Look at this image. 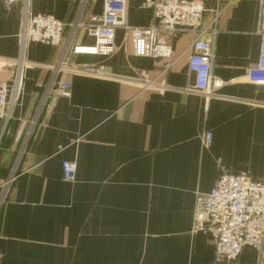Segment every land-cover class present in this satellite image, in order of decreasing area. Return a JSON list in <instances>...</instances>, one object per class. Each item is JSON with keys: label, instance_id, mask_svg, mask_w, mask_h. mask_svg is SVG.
Returning <instances> with one entry per match:
<instances>
[{"label": "crops", "instance_id": "crops-1", "mask_svg": "<svg viewBox=\"0 0 264 264\" xmlns=\"http://www.w3.org/2000/svg\"><path fill=\"white\" fill-rule=\"evenodd\" d=\"M259 1L229 0L214 35L217 4H204L200 39L213 44L210 97L191 90L189 32L163 36L172 55L152 59L135 57L129 34L118 28L111 55L70 60L113 78L64 73L70 97L53 89L45 102L47 66L61 47L27 45L22 94L12 118L0 121V186L8 181L0 188V264H216L211 235L192 232L196 196L221 172L264 183V86L245 77L259 56ZM102 4L27 6L68 27L100 15ZM23 10L22 3L5 10L0 2V59L17 56ZM152 20L143 0H126L125 24ZM76 41L91 43L83 31ZM138 70L149 72L153 88L135 83ZM9 76L0 70V80ZM161 82L164 89H156ZM206 131L213 137L203 148ZM65 161L76 164L73 182L62 179ZM229 264H264V232L260 251L246 246Z\"/></svg>", "mask_w": 264, "mask_h": 264}, {"label": "built area", "instance_id": "built-area-1", "mask_svg": "<svg viewBox=\"0 0 264 264\" xmlns=\"http://www.w3.org/2000/svg\"><path fill=\"white\" fill-rule=\"evenodd\" d=\"M30 0H0L5 10L16 3L24 5L18 34V52L12 59H0V70H8L7 80H0V121L5 124L12 118L13 110L23 91L25 71L31 66L25 58L30 43L61 47V54L53 65L47 66L50 73L43 95V102L50 92L64 98L70 97L71 84L60 76L64 73L87 75L96 78H113L112 74L95 66L71 63L73 56H102L114 52V34L118 28L130 37L135 57L164 59L172 55L170 47L162 41L163 36L177 33H192L188 69L194 76L192 91L205 97L212 96L211 65L212 41L200 39L205 30L203 15L206 2H215L216 9L211 22V34H215V20L229 0H143V7L152 12V23L145 27H133L124 23L126 0H103L100 15H91L86 21L77 19L65 25L51 15L32 14L28 9ZM67 30V32H66ZM83 31L90 44L77 42V34ZM256 34L260 38L259 56L255 65L246 72L250 84L264 86V0L259 1ZM34 65V64H33ZM135 83L141 89L153 88V79L146 70H138ZM158 90L164 89L161 82ZM42 106V105H41ZM41 106L38 110L41 109ZM212 133L206 131L200 141L203 148L212 142ZM62 179L73 182L75 162H62ZM8 181L0 188L5 189ZM206 231L214 245L213 262L234 263L244 247L260 251L264 232V183L251 181L245 173L230 175L221 172L211 190L196 196L192 232Z\"/></svg>", "mask_w": 264, "mask_h": 264}]
</instances>
